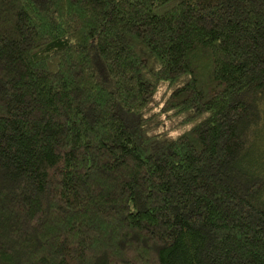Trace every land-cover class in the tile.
Listing matches in <instances>:
<instances>
[{
  "label": "trees",
  "instance_id": "16d2710c",
  "mask_svg": "<svg viewBox=\"0 0 264 264\" xmlns=\"http://www.w3.org/2000/svg\"><path fill=\"white\" fill-rule=\"evenodd\" d=\"M0 264H264V0H0Z\"/></svg>",
  "mask_w": 264,
  "mask_h": 264
}]
</instances>
